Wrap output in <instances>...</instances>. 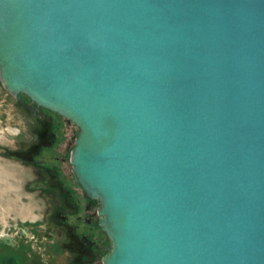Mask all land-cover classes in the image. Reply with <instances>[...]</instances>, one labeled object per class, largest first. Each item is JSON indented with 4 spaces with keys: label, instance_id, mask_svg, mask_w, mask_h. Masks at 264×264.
Masks as SVG:
<instances>
[{
    "label": "water",
    "instance_id": "water-1",
    "mask_svg": "<svg viewBox=\"0 0 264 264\" xmlns=\"http://www.w3.org/2000/svg\"><path fill=\"white\" fill-rule=\"evenodd\" d=\"M0 85L77 127L103 264H264V0H0Z\"/></svg>",
    "mask_w": 264,
    "mask_h": 264
},
{
    "label": "flooded vegetation",
    "instance_id": "flooded-vegetation-1",
    "mask_svg": "<svg viewBox=\"0 0 264 264\" xmlns=\"http://www.w3.org/2000/svg\"><path fill=\"white\" fill-rule=\"evenodd\" d=\"M0 89L22 119L13 150L23 151L15 159L30 172V186L46 207L42 234L52 264H103L110 241L100 225L99 201L84 194L70 162L77 127L22 94L26 105Z\"/></svg>",
    "mask_w": 264,
    "mask_h": 264
},
{
    "label": "rangeland",
    "instance_id": "rangeland-1",
    "mask_svg": "<svg viewBox=\"0 0 264 264\" xmlns=\"http://www.w3.org/2000/svg\"><path fill=\"white\" fill-rule=\"evenodd\" d=\"M21 120L0 89V264H52L42 234L46 207L30 186L26 166L4 150L14 149Z\"/></svg>",
    "mask_w": 264,
    "mask_h": 264
}]
</instances>
